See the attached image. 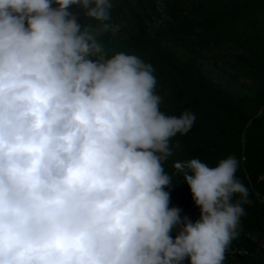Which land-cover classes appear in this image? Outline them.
I'll list each match as a JSON object with an SVG mask.
<instances>
[{
	"label": "clouds",
	"instance_id": "clouds-1",
	"mask_svg": "<svg viewBox=\"0 0 264 264\" xmlns=\"http://www.w3.org/2000/svg\"><path fill=\"white\" fill-rule=\"evenodd\" d=\"M112 7L0 0V264H223L239 236L252 201L234 156L177 162L200 219L169 207L162 162L196 117L160 111L151 64L107 56Z\"/></svg>",
	"mask_w": 264,
	"mask_h": 264
},
{
	"label": "trees",
	"instance_id": "trees-1",
	"mask_svg": "<svg viewBox=\"0 0 264 264\" xmlns=\"http://www.w3.org/2000/svg\"><path fill=\"white\" fill-rule=\"evenodd\" d=\"M189 1L112 0L107 23L118 25L119 31L97 39L109 58L123 52L151 64L162 113L179 117L189 111L196 117L187 134L170 139V149L178 141L180 151L162 162L172 183L165 189L170 194L169 207L181 209L182 219L187 216L193 223L200 219L184 173L174 167L177 162L196 158L215 167L234 156L239 161L236 177L248 189L252 203L244 205L239 236L228 249L246 253L243 264H264L256 258L260 249L254 240L255 236L264 240V202L257 196L264 193V184L258 181L264 172V117L257 118L259 108L249 103L253 99L264 103V0H241L240 4L230 0L226 5L223 0L194 1L191 14L183 17V5ZM68 11L77 16L82 30L94 32L100 23L76 5ZM224 43L246 53L236 57L241 64L230 65L234 75L227 79L221 76L222 67L226 73L227 66L215 54ZM237 200L239 195L233 197V202ZM179 231L178 226L170 233L173 239Z\"/></svg>",
	"mask_w": 264,
	"mask_h": 264
},
{
	"label": "rangeland",
	"instance_id": "rangeland-1",
	"mask_svg": "<svg viewBox=\"0 0 264 264\" xmlns=\"http://www.w3.org/2000/svg\"><path fill=\"white\" fill-rule=\"evenodd\" d=\"M196 2V3H200L202 4L204 0H190L189 2L186 3V5H183V8H185L184 13L182 14V16H186L191 14V9L192 7V2ZM218 0H213V3L215 4ZM230 0H223L222 4H227ZM234 4H240L241 0H233ZM157 5H160V2L157 3ZM161 6V5H160ZM165 14L161 15V17H165ZM167 17V15H166ZM191 17H194L191 16ZM167 20V19H166ZM160 23L156 22L155 26H160ZM196 39L195 37L193 38V40ZM197 40V39H196ZM215 54H216V59L223 64L224 66H227V72L225 73V68L222 67L223 69V73H221V76L223 79H227L229 76H233L234 73L232 71H230V69H228L230 67L231 64L235 65V64H241L240 61H238L236 59L239 57H243L246 53L243 50H237L236 48H234L231 43H224L222 44V46L219 49L215 50ZM207 55V59L206 61H209V53L206 54ZM237 77V76H235ZM216 80V79H214ZM237 83H241V80H239L237 78ZM181 149V145L178 141L173 142L172 144V149H171V154H175L176 152H179ZM254 240L258 243L259 245V251H258V255L256 256V258H258L259 260H264V240L262 238H260L259 236H255ZM227 252L225 253V260L223 262V264H243V260H246L245 257H247V254L244 252H238V251H230L229 249L226 250ZM183 264H190L189 260H185L183 262Z\"/></svg>",
	"mask_w": 264,
	"mask_h": 264
},
{
	"label": "crops",
	"instance_id": "crops-1",
	"mask_svg": "<svg viewBox=\"0 0 264 264\" xmlns=\"http://www.w3.org/2000/svg\"><path fill=\"white\" fill-rule=\"evenodd\" d=\"M264 101V100H263ZM252 106L254 105L255 107L259 108L258 109V113L256 115V117H264V103H262V100L259 99H253L249 102ZM264 122L262 123L263 126Z\"/></svg>",
	"mask_w": 264,
	"mask_h": 264
},
{
	"label": "built area",
	"instance_id": "built-area-1",
	"mask_svg": "<svg viewBox=\"0 0 264 264\" xmlns=\"http://www.w3.org/2000/svg\"><path fill=\"white\" fill-rule=\"evenodd\" d=\"M258 181L260 183H263L264 184V172L262 174L259 175L258 177ZM257 196L259 197V199H261V201L264 202V193L263 194H257Z\"/></svg>",
	"mask_w": 264,
	"mask_h": 264
}]
</instances>
